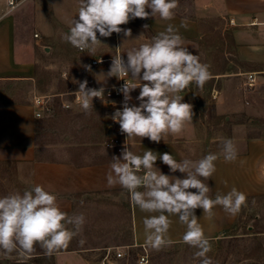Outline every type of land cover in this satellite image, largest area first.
<instances>
[{
	"label": "clouds",
	"instance_id": "clouds-1",
	"mask_svg": "<svg viewBox=\"0 0 264 264\" xmlns=\"http://www.w3.org/2000/svg\"><path fill=\"white\" fill-rule=\"evenodd\" d=\"M178 2L78 0L77 15L63 39L79 51L92 55L97 46L103 45L97 33L104 38L111 37L113 33L131 37V29H123L121 25L150 16L171 20ZM144 28L147 29L148 25ZM126 57V60L121 55L112 57L110 70L104 75L105 80L116 77L125 81L117 90L123 95L121 107L116 108L110 118L119 124L121 133L126 134V141L146 137L159 143L166 135L181 134L186 125L192 123L193 111L190 103L183 102L184 96L180 93L193 83L202 88L211 76L209 66L201 63L196 54L183 46L181 35L171 25L152 37L151 42L129 49ZM85 68L91 71L90 66ZM87 85V80L80 82L78 91L85 112L92 109L93 98L101 99L105 92L103 87L97 90ZM137 88L140 89L136 97L138 106L130 103L133 100L131 93ZM222 153L226 161L236 159L237 149L232 140L223 142ZM158 159L169 167L171 173L179 171L184 174L183 178L161 172L155 166ZM217 159L218 156L213 153L198 160L184 158L180 161L172 154L151 150L138 155L125 144L120 156L111 158L107 183L110 187L119 185L142 212L154 214L143 220L146 243L152 249L171 246L173 241L167 238L170 217L177 216L186 226L182 240L197 249L194 256L199 258V264H213L207 255L211 251V242L195 210L202 209L203 214L211 218L213 209L220 206L235 216L247 202L246 195L235 187L226 194L218 193L215 198L210 197L211 188L205 181L215 172ZM57 199L56 194L41 185L30 187L23 193L0 197V252L27 255L38 245L45 254L52 255L66 249L81 231L85 217L62 211ZM84 242L81 240L80 244Z\"/></svg>",
	"mask_w": 264,
	"mask_h": 264
},
{
	"label": "rangeland",
	"instance_id": "rangeland-1",
	"mask_svg": "<svg viewBox=\"0 0 264 264\" xmlns=\"http://www.w3.org/2000/svg\"><path fill=\"white\" fill-rule=\"evenodd\" d=\"M13 12L17 16L18 47L22 42L28 45L36 59L31 97L34 91L47 96L48 108L43 110L41 117L45 125L42 139L45 144H52L61 141L70 132L69 112L58 111L77 109L76 105H57L55 102L58 96L55 94L57 91L79 87V83L84 80H87L88 87H94L100 80L114 79L111 77L105 80L104 77L110 70L111 62L100 70L91 64V56L97 53L113 56L116 38L114 34L104 38L97 33L103 45L97 46V51L92 55L80 52L66 42L63 36L68 33L70 23L77 15L78 0H28ZM174 13H181L179 6ZM144 25H148V28L145 29ZM202 26L203 31L197 37L181 36L183 46L196 54L201 63L207 64L211 73L202 88L193 83L185 89L195 99L194 112L199 126L204 127L198 140L185 147L184 158L193 160L201 159L209 153L223 154L222 145L225 140L230 139L236 148H242L245 137H264V79L257 78L255 86H246L245 68L232 51L231 30L217 18L207 20ZM120 27L131 29L132 32L131 37L118 34L121 56L125 60L129 49L151 42L152 37L158 35L150 27L148 18H136ZM46 47L49 49L46 50ZM86 65L91 67V71L86 70ZM29 174L28 164L1 162L0 197L23 193L30 188ZM173 175L180 178L184 176L179 171ZM131 203L127 192L80 196L68 214H83L85 224L66 249L52 255L45 252L27 255L14 252L5 255L0 252V260H33L38 264H99L104 247L131 244ZM81 240L85 241L82 245ZM210 242L211 251L207 255L213 264H264V195L248 198L236 222L218 237L210 239ZM146 248L148 262L145 264H199V258L194 256L197 249L183 241L173 242L171 246L160 250L150 246ZM38 249L41 248L37 245L34 251ZM142 251V246L130 247V257L122 264H139L137 256Z\"/></svg>",
	"mask_w": 264,
	"mask_h": 264
},
{
	"label": "crops",
	"instance_id": "crops-1",
	"mask_svg": "<svg viewBox=\"0 0 264 264\" xmlns=\"http://www.w3.org/2000/svg\"><path fill=\"white\" fill-rule=\"evenodd\" d=\"M178 6L181 13H174L171 20H162L159 16L148 18L155 34L165 31L171 25L181 36L194 38L203 31L204 22L211 18L220 19L231 30L232 51L244 66V71L255 72L257 78L264 79V0H179ZM7 10L5 0H0V161L28 164L31 187L41 185L56 194L59 207L67 213L72 211L80 196L127 192L119 185L110 187L107 183L111 158L120 156L121 152L104 145L108 118L102 108L92 106V109L85 112L76 105V110L58 111L69 112L70 132L61 141L45 144L42 139L45 133L44 120L42 115L36 116L37 108L33 102V96L37 93L34 91L32 97L30 94L34 87L32 81L36 73V59L28 45L22 42L18 47L17 16ZM97 56L109 55L97 53L91 58ZM114 81L115 78L100 80L97 85H107ZM15 87L18 89L14 91ZM139 92L140 89L137 88L131 93L133 100L130 103L138 106L136 97ZM180 95L184 96L183 102L192 105V123L186 125L181 134L166 135L159 143L146 137L129 139L130 150L138 155L151 150L159 154H172L177 161L184 159L186 145L198 140L204 127L199 126L194 112L195 99L186 90ZM97 144L102 146H95ZM243 144L242 148H236L237 156L233 161H226L223 154H216V170L207 180L211 188L210 197L215 198L218 193L226 194L233 187L243 192L247 199L264 195V137L247 136ZM53 151L58 153H51ZM60 152L65 154L60 155ZM155 166L164 174H174L159 159ZM213 212L214 215L209 218L207 214H203L202 209L195 210L209 239L216 238L229 229L239 215L232 216L220 206H216ZM149 215L154 214L142 212L131 203V244L138 247L149 246L143 224L144 218ZM170 220L167 238L173 242L183 241L186 226L177 216H171ZM0 264L36 263L31 260H0Z\"/></svg>",
	"mask_w": 264,
	"mask_h": 264
},
{
	"label": "built area",
	"instance_id": "built-area-1",
	"mask_svg": "<svg viewBox=\"0 0 264 264\" xmlns=\"http://www.w3.org/2000/svg\"><path fill=\"white\" fill-rule=\"evenodd\" d=\"M28 0H5L8 12H13L19 6L27 2ZM116 38V44L114 48L113 56H97L91 58V64L97 68H103L107 63L112 62V57L121 55V50L119 47V36L117 33H113ZM38 36V34H35ZM119 48V49H117ZM77 49V48H76ZM78 50V49H77ZM79 51V50H78ZM81 52V51H80ZM131 74H129V77ZM125 77L126 80L130 79ZM125 83L124 80L118 79L115 77V81L107 85H97L94 87H88L93 89H99L103 87L105 89L104 97L93 98L92 106L100 107L104 110L106 117L108 118L107 123V138L104 141V145L108 148H115L118 151H122L127 144V147H130V140H127L126 134H122L120 131V126L118 123H115L110 117L116 110V108L121 107V102L123 101L122 93H119L117 90ZM257 83V77L255 72L246 73V86L253 87ZM79 87L70 88L63 92H58L55 95L58 96L61 100V104L64 107H71L72 105H77L81 107L82 97L78 92ZM67 96V97H66ZM216 97V95H214ZM33 102L36 106V116L40 117L43 110L48 108L47 96L34 94ZM115 102V106L113 105ZM130 149V148H129ZM136 246L135 244H123V245H110L104 247V253L99 260V264H122L123 261L128 260L130 257V247ZM138 247V246H137ZM144 251L139 252L137 256V262L139 264H145L148 262V254L146 253V246H142Z\"/></svg>",
	"mask_w": 264,
	"mask_h": 264
},
{
	"label": "trees",
	"instance_id": "trees-1",
	"mask_svg": "<svg viewBox=\"0 0 264 264\" xmlns=\"http://www.w3.org/2000/svg\"><path fill=\"white\" fill-rule=\"evenodd\" d=\"M62 91H64V90H62ZM58 92H60V91H57V93H58ZM56 99H57V100H56L55 103H56L57 105L62 106L60 98L57 97ZM1 162H2V161H0V163H1ZM32 253H33V254H34V253H35V254H36V253H44V250H42V249L39 250V249H38V250H36V251H33ZM31 262H34V263L38 264L37 262H35V261H33V260H32Z\"/></svg>",
	"mask_w": 264,
	"mask_h": 264
},
{
	"label": "water",
	"instance_id": "water-1",
	"mask_svg": "<svg viewBox=\"0 0 264 264\" xmlns=\"http://www.w3.org/2000/svg\"><path fill=\"white\" fill-rule=\"evenodd\" d=\"M49 48L48 47H46V50H48Z\"/></svg>",
	"mask_w": 264,
	"mask_h": 264
}]
</instances>
